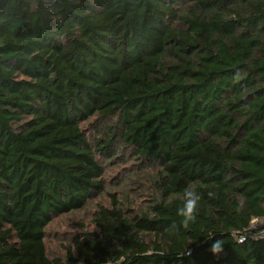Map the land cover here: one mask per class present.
Instances as JSON below:
<instances>
[{"label":"trees","instance_id":"1","mask_svg":"<svg viewBox=\"0 0 264 264\" xmlns=\"http://www.w3.org/2000/svg\"><path fill=\"white\" fill-rule=\"evenodd\" d=\"M115 164L124 197L50 257ZM256 221L264 0H0V264H264Z\"/></svg>","mask_w":264,"mask_h":264},{"label":"rangeland","instance_id":"2","mask_svg":"<svg viewBox=\"0 0 264 264\" xmlns=\"http://www.w3.org/2000/svg\"><path fill=\"white\" fill-rule=\"evenodd\" d=\"M144 169L148 172L147 166H142L139 171ZM106 184L103 191L97 193L90 201L80 210L73 213L63 215L56 218L46 228V246L50 257L63 255L65 252L64 246L67 245L74 233L81 232L84 229L92 230L94 225L91 223L93 213L98 207L102 205H110V196L108 192H117L119 198H123L124 168L121 165L108 166L105 174ZM134 187V186H133ZM128 195L135 198L137 202L145 197H141L129 191ZM264 222H255L254 225L261 226Z\"/></svg>","mask_w":264,"mask_h":264},{"label":"clouds","instance_id":"3","mask_svg":"<svg viewBox=\"0 0 264 264\" xmlns=\"http://www.w3.org/2000/svg\"><path fill=\"white\" fill-rule=\"evenodd\" d=\"M212 196L213 193H209ZM183 205L177 210V215L181 217V223L187 227L190 222L196 219L198 201L200 195L192 188L186 187L183 192ZM212 236L209 238L211 239ZM223 239H217L210 245L209 251L216 257H219L224 251Z\"/></svg>","mask_w":264,"mask_h":264},{"label":"built area","instance_id":"4","mask_svg":"<svg viewBox=\"0 0 264 264\" xmlns=\"http://www.w3.org/2000/svg\"><path fill=\"white\" fill-rule=\"evenodd\" d=\"M260 236H263L264 237V230L261 231Z\"/></svg>","mask_w":264,"mask_h":264}]
</instances>
